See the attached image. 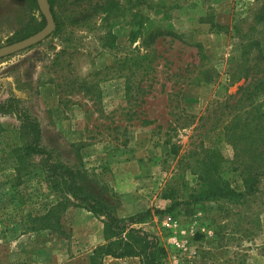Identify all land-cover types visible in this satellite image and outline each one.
Instances as JSON below:
<instances>
[{"label":"rangeland","instance_id":"obj_1","mask_svg":"<svg viewBox=\"0 0 264 264\" xmlns=\"http://www.w3.org/2000/svg\"><path fill=\"white\" fill-rule=\"evenodd\" d=\"M54 8L50 35L0 58V103L20 98L41 123L43 146L84 171L88 190L120 217L151 209L133 226L158 237L165 264H264V176L243 201L190 199L206 157L214 176L245 190L238 148L216 114L264 55V0H55ZM40 12L28 0H0V46ZM248 102L264 107V94ZM30 138L15 113L0 110V264H90L105 241L103 218L56 184L26 151ZM169 184L180 191L171 210ZM104 264L141 258L108 255Z\"/></svg>","mask_w":264,"mask_h":264},{"label":"trees","instance_id":"obj_2","mask_svg":"<svg viewBox=\"0 0 264 264\" xmlns=\"http://www.w3.org/2000/svg\"><path fill=\"white\" fill-rule=\"evenodd\" d=\"M28 1L36 10L40 11L37 0ZM49 2L57 23L55 0H49ZM40 14L41 21L25 25L10 37L8 42L21 40L42 29L46 24V18L43 13L40 12ZM140 58L143 57L140 56ZM256 58L254 68L248 67L243 74L245 80L239 86L238 95H231L235 96V101L226 99L220 105V112L216 114L218 117L216 126L221 124L225 130L226 140L238 148L236 154L239 156L238 161L241 167L238 169L241 170L245 190L239 191L233 188L230 183L214 176L213 167L216 165V161H211L206 157L197 164L200 167L199 177L202 183L199 190L190 194L191 202L217 198L243 201L244 198L256 194L259 190L260 178L264 176V107L261 103L256 104L253 100L257 95L264 94V55ZM146 68L147 64L140 63V71H144ZM249 100L253 103L249 108H246L245 103H249ZM20 101L21 99L15 96L9 97L0 103V110L15 113L22 121L24 130L31 134L30 141L25 147L26 151L43 158L45 168L56 180V184H59L58 178L61 179L64 182L65 191L75 199L79 206L103 218L105 241L93 249L90 255V264H104V259L108 255L115 257L139 256L141 264H165L167 250L158 237L143 228L133 226L144 222L152 215V210L147 209L129 217H120L112 203L88 190L84 171L62 160L55 159L53 150L43 146L39 119L21 108ZM178 192L180 191L174 184L166 186L163 197L172 200L168 210L173 209L175 204L179 203L176 199L179 195Z\"/></svg>","mask_w":264,"mask_h":264},{"label":"water","instance_id":"obj_3","mask_svg":"<svg viewBox=\"0 0 264 264\" xmlns=\"http://www.w3.org/2000/svg\"><path fill=\"white\" fill-rule=\"evenodd\" d=\"M37 1L41 12L46 18L45 26L26 38L0 46V58L37 44L54 31L56 21L49 0Z\"/></svg>","mask_w":264,"mask_h":264}]
</instances>
